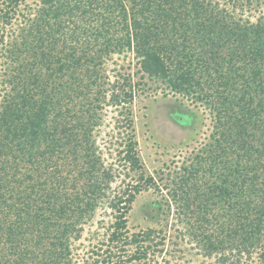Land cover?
Returning a JSON list of instances; mask_svg holds the SVG:
<instances>
[{"label":"trees","instance_id":"trees-1","mask_svg":"<svg viewBox=\"0 0 264 264\" xmlns=\"http://www.w3.org/2000/svg\"><path fill=\"white\" fill-rule=\"evenodd\" d=\"M25 1L0 0L5 23ZM30 17L24 46L9 48L17 59L0 101V264H75L101 209L113 217L84 264L162 252L166 234L127 226L136 196L157 184L139 156L136 82L104 73L116 53L213 116L211 139L171 180L189 239L221 264L253 255L264 264V13L252 19L214 0H40ZM104 107L116 111L112 138L128 169L115 187L121 172L96 134Z\"/></svg>","mask_w":264,"mask_h":264},{"label":"rangeland","instance_id":"rangeland-1","mask_svg":"<svg viewBox=\"0 0 264 264\" xmlns=\"http://www.w3.org/2000/svg\"><path fill=\"white\" fill-rule=\"evenodd\" d=\"M214 1L252 19L264 13V0ZM2 6L0 2V101L4 91L9 88L5 86L4 81L9 76L10 56L17 59V53L11 54L9 48L14 49L16 44L17 47L24 46L22 36L28 35L24 29L30 27L27 25L29 22L27 19L31 18V14L40 6V0L23 2L10 23H5V18L1 16ZM32 42L35 40L28 39L25 43L32 46ZM27 54L24 51L21 60H24ZM136 62L132 53L121 55L116 53L107 58L104 67V73L110 80H114L121 72L131 73L133 81L136 82L132 110L139 156L145 175L153 176L159 186L158 189L153 185L136 196L128 214L127 226L130 234L156 228L168 237L162 252H150L145 262L131 264H221L217 258L205 256L199 244L189 239L185 217L179 214L169 193L172 187L171 180L176 177L180 166L183 163L187 164L185 161L192 153L211 139L213 116L206 105L167 93L164 85H159L160 82L150 80L148 77L143 78L142 72L137 71ZM115 116L116 111L112 107H104V120L96 132L97 141L104 150L105 162L107 164L113 162L114 168L121 172L113 183L114 187L121 183L125 177L124 172H128L117 157L118 147L116 140L112 138ZM112 217L110 213H105L101 209L91 225H87L82 239L76 243L78 261L75 264H84L81 256L85 258L96 242L92 238L105 231L104 227L110 224ZM99 222H104L102 227L98 226ZM241 264H258L257 255L244 258Z\"/></svg>","mask_w":264,"mask_h":264}]
</instances>
